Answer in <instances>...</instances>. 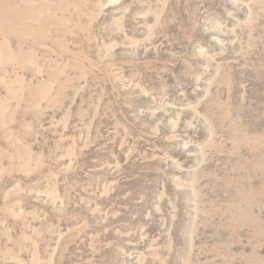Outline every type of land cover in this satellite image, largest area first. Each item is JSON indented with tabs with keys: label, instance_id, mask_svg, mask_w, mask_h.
I'll list each match as a JSON object with an SVG mask.
<instances>
[{
	"label": "rangeland",
	"instance_id": "obj_1",
	"mask_svg": "<svg viewBox=\"0 0 264 264\" xmlns=\"http://www.w3.org/2000/svg\"><path fill=\"white\" fill-rule=\"evenodd\" d=\"M0 264H264V0H0Z\"/></svg>",
	"mask_w": 264,
	"mask_h": 264
}]
</instances>
